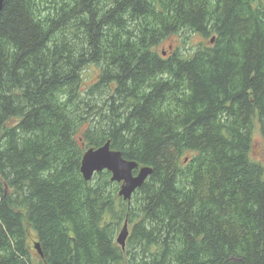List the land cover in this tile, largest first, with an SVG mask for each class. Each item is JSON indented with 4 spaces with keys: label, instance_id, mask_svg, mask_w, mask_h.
<instances>
[{
    "label": "trees",
    "instance_id": "16d2710c",
    "mask_svg": "<svg viewBox=\"0 0 264 264\" xmlns=\"http://www.w3.org/2000/svg\"><path fill=\"white\" fill-rule=\"evenodd\" d=\"M257 124L264 0H5L0 264H264ZM108 141L154 169L130 202L82 175Z\"/></svg>",
    "mask_w": 264,
    "mask_h": 264
},
{
    "label": "water",
    "instance_id": "95a60500",
    "mask_svg": "<svg viewBox=\"0 0 264 264\" xmlns=\"http://www.w3.org/2000/svg\"><path fill=\"white\" fill-rule=\"evenodd\" d=\"M4 2L5 0H0V13L4 7ZM137 168H140V171L138 174H134ZM104 171L111 172L112 182L122 183L119 195L125 201H131L135 191L141 188L152 175L153 168L150 166L139 167L138 162L125 159L120 151L112 149L111 142L108 141L102 147L87 150L81 164L82 175L87 181H91L95 174ZM128 236V224L125 223L117 238V242L123 248H125ZM35 248L42 255L39 244H36Z\"/></svg>",
    "mask_w": 264,
    "mask_h": 264
},
{
    "label": "rangeland",
    "instance_id": "374dc122",
    "mask_svg": "<svg viewBox=\"0 0 264 264\" xmlns=\"http://www.w3.org/2000/svg\"><path fill=\"white\" fill-rule=\"evenodd\" d=\"M192 38H193V40H192L193 43H199V42H202V41L205 40L201 35L193 36ZM168 45H171L170 47L178 46V45H181V42H180L179 40H177V39H175V40H169V41H167L166 43H164L163 46H162L161 48H167ZM165 55H166V54H165ZM96 75H97V72H96V71H93L92 74H91V76L89 77V78H90V79H89L90 83H92V82H94V81L97 80L98 77H96ZM257 127H258V128H256V129H255V132H254V142H255V147H254V151H253V157H254V160H255V161H258V162L264 164V137H263V135L261 134V131H260V129H259V125H258V124H257ZM186 160H188V158H187ZM139 171H140V168H137V169L134 171V174H138ZM100 173H101V172H100ZM150 177H151V175L149 176V178H150ZM149 178H148V179H149ZM148 179H147V180H148ZM147 180H146V181H147ZM113 183H115L116 185L118 184V186H119V191H120L121 186H122V183H117V182H113ZM145 183H146V182H145ZM145 183H144V184H145ZM138 189H140V188H138ZM138 189H137V190H138ZM137 190L135 191V193L137 192ZM135 193L133 194L131 200L133 199ZM120 197H121V196H120ZM121 198H122V197H121ZM129 202H130V201H129ZM122 229H123V226H122L121 230L119 231V234H120V232L122 231ZM129 229L131 230V227H129ZM129 232H131V231H129ZM119 234H118V236H119ZM34 247H35V245H34ZM34 250H35V248H34ZM34 252L37 254L36 251H34Z\"/></svg>",
    "mask_w": 264,
    "mask_h": 264
},
{
    "label": "bare ground",
    "instance_id": "6f19581e",
    "mask_svg": "<svg viewBox=\"0 0 264 264\" xmlns=\"http://www.w3.org/2000/svg\"><path fill=\"white\" fill-rule=\"evenodd\" d=\"M153 171H154V169H153Z\"/></svg>",
    "mask_w": 264,
    "mask_h": 264
}]
</instances>
